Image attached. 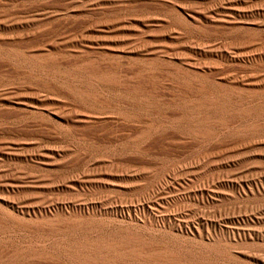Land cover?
<instances>
[{"label":"rangeland","instance_id":"rangeland-1","mask_svg":"<svg viewBox=\"0 0 264 264\" xmlns=\"http://www.w3.org/2000/svg\"><path fill=\"white\" fill-rule=\"evenodd\" d=\"M263 106L264 0H0V264H264Z\"/></svg>","mask_w":264,"mask_h":264},{"label":"bare ground","instance_id":"bare-ground-1","mask_svg":"<svg viewBox=\"0 0 264 264\" xmlns=\"http://www.w3.org/2000/svg\"><path fill=\"white\" fill-rule=\"evenodd\" d=\"M249 237L264 238V233H251ZM138 244H140V241L137 238L115 240L106 237L95 242L84 241L79 244L66 242V244L60 245L59 248L73 260L72 264H122L123 262H126V264H213L214 262L211 257H199L196 260L188 261L177 256V253L145 252L144 249L137 248ZM234 260L237 261V259Z\"/></svg>","mask_w":264,"mask_h":264}]
</instances>
